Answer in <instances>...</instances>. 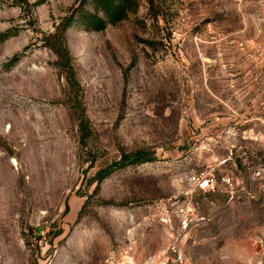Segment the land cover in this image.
<instances>
[{
  "label": "rangeland",
  "instance_id": "obj_1",
  "mask_svg": "<svg viewBox=\"0 0 264 264\" xmlns=\"http://www.w3.org/2000/svg\"><path fill=\"white\" fill-rule=\"evenodd\" d=\"M27 1L0 0V264L161 261L177 208L223 205V177L236 201L184 254L264 264V1L139 0L103 32L77 25L74 78L54 35L78 0ZM138 151L152 161L119 166Z\"/></svg>",
  "mask_w": 264,
  "mask_h": 264
},
{
  "label": "trees",
  "instance_id": "obj_2",
  "mask_svg": "<svg viewBox=\"0 0 264 264\" xmlns=\"http://www.w3.org/2000/svg\"><path fill=\"white\" fill-rule=\"evenodd\" d=\"M20 7L23 5L31 7L27 0H18ZM150 10L155 13L156 0H149ZM34 7V6H33ZM139 8V0H78V4L72 8L71 13L63 18L58 26L54 38H57L58 50L57 56L62 66L67 69L72 78L74 68L72 58L67 45L66 32L71 28L79 25L86 32H103L109 26H115L135 14ZM157 16L158 14L155 13ZM20 56L15 57L8 64L13 65L18 61ZM119 166L140 165L152 161V157L145 151H138L134 154H124ZM105 173V172H104ZM103 173V174H104ZM109 172L104 174L105 178Z\"/></svg>",
  "mask_w": 264,
  "mask_h": 264
},
{
  "label": "built area",
  "instance_id": "obj_3",
  "mask_svg": "<svg viewBox=\"0 0 264 264\" xmlns=\"http://www.w3.org/2000/svg\"><path fill=\"white\" fill-rule=\"evenodd\" d=\"M255 177L257 176H253V179ZM191 181L198 189L204 192H218V186L214 176L208 173L203 172L194 175ZM221 188L218 194L221 197H225L226 201L223 205H219L217 202H210L211 207L205 211L199 204L194 203H188L178 207L175 212V217L178 221V231L172 235V242L167 250L168 253L164 255L161 261H157L155 258H149L145 264H191L183 251L182 242L185 235L192 230L209 224L223 208L236 201V184L231 178L223 177L221 179ZM169 221L171 222V218L164 219L163 223L169 224Z\"/></svg>",
  "mask_w": 264,
  "mask_h": 264
}]
</instances>
